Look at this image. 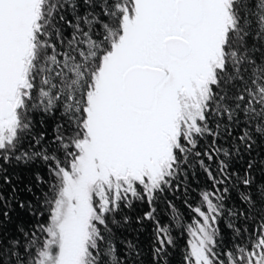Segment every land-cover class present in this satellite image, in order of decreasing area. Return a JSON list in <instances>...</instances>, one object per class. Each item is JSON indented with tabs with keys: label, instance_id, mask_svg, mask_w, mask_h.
Instances as JSON below:
<instances>
[{
	"label": "snow or ice",
	"instance_id": "1",
	"mask_svg": "<svg viewBox=\"0 0 264 264\" xmlns=\"http://www.w3.org/2000/svg\"><path fill=\"white\" fill-rule=\"evenodd\" d=\"M0 264H264V0H0Z\"/></svg>",
	"mask_w": 264,
	"mask_h": 264
},
{
	"label": "trees",
	"instance_id": "2",
	"mask_svg": "<svg viewBox=\"0 0 264 264\" xmlns=\"http://www.w3.org/2000/svg\"><path fill=\"white\" fill-rule=\"evenodd\" d=\"M31 178H32V177H31V174H30V173H28V174H24V175L22 176V181H23V183L21 184V187H23L24 183H27ZM34 191L37 193V195L39 194V188L34 189ZM29 195H30V194H29V193H26V192H22V193H21V197H22V198H26V197H28Z\"/></svg>",
	"mask_w": 264,
	"mask_h": 264
}]
</instances>
